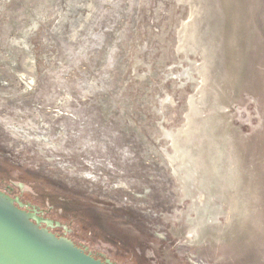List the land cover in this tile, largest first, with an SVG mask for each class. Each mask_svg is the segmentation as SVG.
<instances>
[{
  "label": "rangeland",
  "instance_id": "1",
  "mask_svg": "<svg viewBox=\"0 0 264 264\" xmlns=\"http://www.w3.org/2000/svg\"><path fill=\"white\" fill-rule=\"evenodd\" d=\"M191 98L189 0H0V160L167 244L178 264H207L173 234ZM0 188L112 262L140 264L1 176Z\"/></svg>",
  "mask_w": 264,
  "mask_h": 264
},
{
  "label": "water",
  "instance_id": "2",
  "mask_svg": "<svg viewBox=\"0 0 264 264\" xmlns=\"http://www.w3.org/2000/svg\"><path fill=\"white\" fill-rule=\"evenodd\" d=\"M189 31L192 98L171 168L174 238L207 264H264V0H189ZM0 176L140 264H149L142 244L160 264L180 260L109 211L1 160ZM14 199L0 188V264H116Z\"/></svg>",
  "mask_w": 264,
  "mask_h": 264
},
{
  "label": "flooded vegetation",
  "instance_id": "3",
  "mask_svg": "<svg viewBox=\"0 0 264 264\" xmlns=\"http://www.w3.org/2000/svg\"><path fill=\"white\" fill-rule=\"evenodd\" d=\"M4 192H11L9 188H3ZM15 200V203L16 205L21 208L22 210H25L26 212L30 213L31 215L33 214L34 215V212L32 211V208H30L29 206H26L24 204H22L23 202H20L19 200L17 199H14ZM35 216V215H34ZM40 219V218H39ZM41 221V220H40Z\"/></svg>",
  "mask_w": 264,
  "mask_h": 264
}]
</instances>
